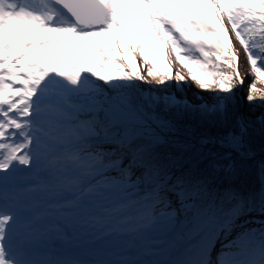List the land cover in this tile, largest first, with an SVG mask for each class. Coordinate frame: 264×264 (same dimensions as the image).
<instances>
[{
    "label": "snow or ice",
    "instance_id": "1",
    "mask_svg": "<svg viewBox=\"0 0 264 264\" xmlns=\"http://www.w3.org/2000/svg\"><path fill=\"white\" fill-rule=\"evenodd\" d=\"M229 33L264 81V0H0V264H145L107 245L70 246L69 219L97 242L134 235L141 255L159 257L150 264H264V165L258 191L215 192L186 168L191 145L168 116L221 126L199 143L229 149L211 168L235 175L232 154L250 155L264 112L237 111ZM173 58L215 89L211 104L135 94L149 77L187 84ZM257 97L264 106L254 82L246 99Z\"/></svg>",
    "mask_w": 264,
    "mask_h": 264
},
{
    "label": "trees",
    "instance_id": "2",
    "mask_svg": "<svg viewBox=\"0 0 264 264\" xmlns=\"http://www.w3.org/2000/svg\"><path fill=\"white\" fill-rule=\"evenodd\" d=\"M98 71H107V69H98ZM251 75L254 76L252 72ZM189 84L192 86V89H190V87L185 89V86L176 88L174 85L167 88H156L153 87L154 83H143V93L145 94V98L149 96L159 97L162 96L159 93L160 90L170 95H172L171 93L175 90L177 95L186 99L190 103L195 104L192 100V90L198 88V85H196L191 79ZM146 87L148 89H146ZM135 94L142 96V92L138 86H136ZM234 95V103L236 104L239 114L250 116L254 119L255 116L264 112L256 111V108L253 107V104H249L247 99L245 100L244 105H241L239 98L236 95V91H234ZM240 108L242 109V112H240ZM168 116L176 122L178 128L175 138L191 145V148L187 153L188 160L186 162V168L194 174L207 176L208 182L215 192H222L227 186L240 189L245 193L256 192L260 189L261 166L264 165V132L259 130L258 124L255 126L254 130L251 131L246 144L245 150L250 153V155L241 156L237 153H233L232 159L236 166V172L235 175L226 178L222 172H215L211 168V162L229 151V149L222 148L218 143L207 144L204 146L199 143L202 136L218 137L223 134L224 129L210 121L205 122L201 120L199 116L194 113H168ZM172 150L173 149L171 148L161 149V151ZM209 153L212 155H209ZM182 218L183 217L181 216V219ZM234 234H236V231L232 233V235ZM218 245L220 244L218 243Z\"/></svg>",
    "mask_w": 264,
    "mask_h": 264
},
{
    "label": "rangeland",
    "instance_id": "3",
    "mask_svg": "<svg viewBox=\"0 0 264 264\" xmlns=\"http://www.w3.org/2000/svg\"><path fill=\"white\" fill-rule=\"evenodd\" d=\"M226 26L230 28L229 25L226 24ZM229 35L232 38L233 50L235 51V53L238 57V71H239L240 76L243 78V84L242 85L235 79V77L233 78L231 83H232V87H233L234 91H238V97H239L240 104L244 105L246 97L248 95L249 85L255 82L256 88L260 89L261 91H264V81H257L255 79V76L251 75L252 70L248 64L247 56L244 52L243 46H241L239 44V42L235 40L234 34L229 33ZM162 66L163 65H161V67ZM170 67L173 69V71L179 70L182 73V75H185L186 80H187V84H185L184 86L186 89H188L189 87H190V89H192V86L189 84L188 78L186 76L187 68L178 64L174 58L170 61ZM140 71H141V74L147 76V73L144 71V66L142 63L140 64ZM194 71L196 72L197 75L201 74L198 70L194 69ZM230 71H231V69L223 68V71H221V72H230ZM148 80H149V82L154 83V81H152L150 77L148 78ZM138 85L143 87V85H140L139 81L137 82L136 86H138ZM146 89H148V88L146 87ZM242 89H244V91ZM142 90L144 91V87L142 88ZM172 95L173 96L177 95L175 90H173ZM214 95H215V89L200 90V89L194 88L192 90V100L194 102H195V100H196V102H197V100L201 102V101L206 99V101L209 104H211L214 100ZM259 101H260V99H259V97H257L255 103H253V107H255L256 111H258V112L264 111V106H261ZM121 240H122L121 237L112 240L109 243L110 247L113 248L115 246L114 244L118 245V243Z\"/></svg>",
    "mask_w": 264,
    "mask_h": 264
},
{
    "label": "bare ground",
    "instance_id": "4",
    "mask_svg": "<svg viewBox=\"0 0 264 264\" xmlns=\"http://www.w3.org/2000/svg\"><path fill=\"white\" fill-rule=\"evenodd\" d=\"M219 71H223V68L219 69ZM197 89H199V87H198ZM165 90H166V89H165ZM200 90H201V89H200ZM159 93H160L162 96H163V95H166V92L161 91V90L159 91ZM194 103H195V104H196V103H199V104H209V103L206 101V99L203 100V101H201V102L198 101V100H197V102H196V100H195ZM260 112H261V111H260ZM219 250H220V245H218V247L215 248V251H219ZM215 254H216V252H215V253L213 252V255H215Z\"/></svg>",
    "mask_w": 264,
    "mask_h": 264
}]
</instances>
